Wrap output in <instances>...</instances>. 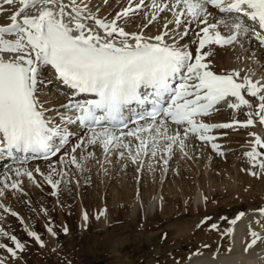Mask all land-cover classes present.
<instances>
[{
    "label": "snow or ice",
    "instance_id": "1",
    "mask_svg": "<svg viewBox=\"0 0 264 264\" xmlns=\"http://www.w3.org/2000/svg\"><path fill=\"white\" fill-rule=\"evenodd\" d=\"M3 2L17 7L9 16L10 22L0 26V157L16 161L17 153L37 154L46 160L56 156L76 135L68 127L71 125L86 130V143L99 145L105 154L113 149L127 150L134 164L139 162L142 154L156 157L161 150V139L168 141L163 151L169 155L177 142L181 150L184 149L185 142L179 132L168 135V121L178 127L184 126L185 135L190 132L199 140L208 142L216 139L209 135L213 129L247 128L257 119L264 125V83L248 76L241 78L236 71L215 73L207 59L212 55V47L205 50L206 46L232 45L240 35L249 32L264 48V0H176V6L182 7L183 11L174 14L176 18L170 23L180 26L183 23L181 16H185L189 25L194 22L198 27L205 25L196 34L199 39L195 55L186 45L181 47L176 42L177 37L183 39L187 36L190 29L175 36L165 32L145 37L142 33L125 31L116 20L105 22L90 13L86 15L88 6L84 0ZM142 5L144 0H139L136 7ZM208 6L224 14L217 23H208L207 17L212 14ZM151 7L163 12L168 5L161 7L153 0ZM130 14H134L131 7L119 13L117 19ZM155 19L153 16L152 20ZM87 20H94L95 27L88 25ZM221 25L227 35L222 34ZM166 37L173 42L169 44ZM49 67L57 82L55 86L62 85L71 90L67 103L60 105L63 111L45 107L40 99L43 89L52 84L41 75ZM242 93L258 100V110L247 112L246 121L233 119L220 124L197 121L198 117L209 116L222 101L234 110L252 109V102ZM80 95L94 98L76 99ZM133 104L149 105L150 110L137 113L134 119L126 118L124 112L131 110ZM129 122L135 127L123 131ZM250 135L255 136V140L251 151L245 155L253 167L264 172V159H260L264 152L258 150L264 149V139L255 133ZM121 137L138 141L135 150L132 142H125ZM84 143L81 139L71 148V153L66 154L76 153ZM212 147L217 149L218 145L213 143ZM118 154L120 158L125 156L124 151ZM60 162H64L63 156ZM70 162L80 167L75 155H71ZM164 163L167 164L168 160L164 159ZM15 171L17 176L21 175L20 169ZM23 174L32 179V172ZM251 174L258 173L253 171ZM46 179L53 188L57 187L58 182H54L51 176ZM11 187L19 188V184L14 182ZM0 195H3L2 190ZM258 211L264 216V208ZM243 216L241 212L229 223L235 225ZM83 219L87 221V213ZM205 222L201 221L202 224ZM261 227L264 229V224ZM210 228L215 230L218 225L212 224ZM232 231L229 228L226 234L231 235ZM29 235L40 241L35 232H29ZM248 235L250 239L245 252L264 241V235L255 230L250 229ZM10 239L15 249H24L15 236ZM5 247L0 244V248ZM7 251L16 255L12 247H7ZM0 264H3L2 260Z\"/></svg>",
    "mask_w": 264,
    "mask_h": 264
},
{
    "label": "rangeland",
    "instance_id": "2",
    "mask_svg": "<svg viewBox=\"0 0 264 264\" xmlns=\"http://www.w3.org/2000/svg\"><path fill=\"white\" fill-rule=\"evenodd\" d=\"M95 1L89 0L87 3H92L90 6L93 7ZM101 1L103 3L100 4ZM97 2L100 6L95 9V15L101 12V8L104 11L108 4L111 6L119 4L121 0H97ZM155 2L160 5L163 1L155 0ZM168 2L169 0H166L165 4ZM4 8L5 6L0 9L5 10L10 6ZM12 11L13 8L8 12L5 21L9 20ZM146 11L144 15L150 17L154 10ZM167 11L162 12L159 19L162 17L164 19ZM210 12L216 17V12ZM113 14L111 10L107 11L103 18L109 19ZM123 19H118L117 24ZM3 20L4 16L2 20L0 18V25L7 23ZM172 20L174 21V18ZM185 27L192 30L190 25ZM220 30L222 34H228L221 26ZM178 32L179 30L176 34ZM244 39L235 48L226 51L219 48L229 46L206 47H212L211 70L229 72L232 68L229 70L230 66L226 65L225 59L234 55L237 47L235 68L245 67L244 63L249 66L254 64L255 69L252 70L253 74L250 78L256 79L257 73H261L258 81L264 83L262 79L264 53L258 57L259 59L248 58L252 45L248 44L243 53L247 38ZM192 41H195L193 45L197 47L196 34ZM220 55L225 57L224 61L217 59ZM259 60H262V63ZM242 70L244 71L245 68ZM250 73L251 71H247V75ZM55 87L47 86L46 91L43 90V96L47 97V100L53 96L52 103L58 107L67 103L70 92L56 93ZM242 94L252 102L253 107H256L258 104L256 98L249 97L246 93ZM56 106L50 107L56 109ZM221 106L218 107V111L206 116L205 119L216 120V117H220L218 118L220 121L216 124L231 122L233 119L225 112L232 110H229L226 104ZM243 110L237 113L238 117L235 120L241 122L247 120L246 113L252 109L245 107ZM257 126L258 129H253L252 126L247 128L236 126L233 131L218 129L214 141L205 143L200 141L202 145L196 150L197 157L192 155V158L191 152L185 147L183 150L178 147V142L173 145L175 147L171 155L164 152L163 149L168 141L164 143L161 139V150L156 157L142 154L139 162L135 164L129 158L127 150L113 149L105 154L99 145L86 143V131L72 130L76 135L71 137V144L61 154L51 159L52 161H38L35 165H25L26 167L15 165L7 173V170L0 173V190L3 191V195H0V205H2L0 244L12 247L16 251V255L12 256L7 251V247L0 248V260L3 264H97L100 261L107 264H146L154 261L161 264H184L209 251L215 250L214 253H218V249H221L220 254L228 256L231 252L229 249H232L229 242L232 234L228 235L226 231L234 227L229 221L235 219L241 212L244 213L243 217L252 213L260 216L258 210L264 208V185L261 183L264 181L262 178H260L262 181L260 179L255 181L256 178L250 175L253 171L257 173L261 171L258 167L256 170L245 155L251 151L255 140V136L250 133H255L264 139V125L258 122ZM81 139L85 143L76 153L71 154L77 158V163L80 165L77 167L70 162L71 155L66 153H71V148ZM121 139L132 142L133 151L135 150L138 141L132 137H121ZM213 143L218 145L217 149H213ZM120 151L125 152L124 158L119 157ZM205 151L213 153L215 157L212 156V160L208 163H206ZM61 156L64 157L63 163L60 162ZM174 156L175 158L172 159ZM164 159L168 160L167 164L164 163ZM260 159H264V156ZM16 169H20L21 175H16ZM25 171L32 172V179L23 174ZM49 176L54 182H58L56 188L48 183L46 178ZM14 182L19 184V188L11 187ZM211 182H215L217 186L212 187ZM199 185L202 191L198 189ZM214 189L220 193V196L210 194ZM156 191H160L161 194L159 205L154 213H150L148 211L150 198ZM194 195L201 197L197 203H194L196 197ZM84 213H87V221L83 219ZM101 213H104L103 217ZM209 217L210 219L206 220ZM201 221L206 222L202 224ZM212 224H217L218 228L211 229ZM49 228L52 229L51 232L48 231ZM65 228L67 232L64 231ZM29 232H35L40 237V241L30 236ZM3 233L8 235L5 236ZM12 236L24 245L22 251L15 249L10 239Z\"/></svg>",
    "mask_w": 264,
    "mask_h": 264
},
{
    "label": "bare ground",
    "instance_id": "3",
    "mask_svg": "<svg viewBox=\"0 0 264 264\" xmlns=\"http://www.w3.org/2000/svg\"><path fill=\"white\" fill-rule=\"evenodd\" d=\"M89 0H84V2L87 4V6H88V11H87V13H85L86 15L87 14H91V15H93V17H95L96 19H101V20H104L105 22H111V21H113V20H116V22H117V15L119 14V13H122L126 8H129V7H131V8H136L135 9V12H134V14H130L128 17H124V19L123 20H120L119 22V26L120 27H123L124 29H125V31H127V32H129V33H142L145 37H154L155 35H158V34H163V33H165V32H168L169 33V36L171 35V34H173L174 36L176 35V30H179V32L178 33H180V34H183V32L185 31V29H187V28H185V26H187V25H189L186 21H187V17L184 19V18H182L181 17V20L183 21V23L180 25V26H177L175 23H170L171 22V20H172V18H170L171 17V13L173 12V10H174V5L172 6V10H169V11H167V13L166 14H168L169 13V15H166V14H164V19H163V17H162V20H163V23L161 24V25H159L158 26V22H155V21H157L156 19H155V21L153 20V22H155L154 24H156L157 23V25H153V27L151 26V25H149L148 26V29L146 30H143V31H141L142 30V28L147 24V23H149L150 21H151V19H152V17L158 12V11H153V9H152V7H151V5H152V2H153V0H145L144 1V5H142V6H140L139 8H137L136 7V5L137 4H139V0H121V2L119 3V4H112V6L110 5V4H108L106 7V9L104 10V11H102V8H101V12L98 14V15H94L95 14V9L98 7L99 8V6H100V4L101 3H103V1H101L100 2V4H98V2H97V0L95 1V3L93 4V7L92 6H90L92 3H87ZM92 1V0H91ZM163 2H161L160 3V6L162 7L163 6V4H164V2L166 1V0H162ZM174 4L176 5V0L174 1ZM9 6V5H8ZM7 6V7H8ZM12 7H13V9L15 10L16 9V5H11ZM209 7V11H214V13L216 12V17H215V14L214 15H209L207 18H208V23L210 22H218L220 19H221V17L224 15V14H220V13H218L217 12V9H213L212 7H210V6H208ZM97 8V9H98ZM180 8H182V7H180ZM143 9V10H142ZM111 10V12L112 13H114L113 15H112V17H110L109 19L106 17V18H103L104 16L103 15H106L107 14V11H110ZM146 10H152L153 11V13L150 15V17L149 16H147L146 14L144 15V12L146 11ZM177 12L179 13L180 11H181V9H179V8H177ZM8 11H10V8H6L5 10H4V12L5 13H0L1 15H0V18H1V20H2V17L5 15V14H7L8 13ZM140 11H142V12H140ZM151 11V12H152ZM147 12V11H146ZM150 12V13H151ZM178 13H176V14H178ZM212 13V12H211ZM148 14V13H147ZM162 14V12L160 13V15ZM160 15L157 17V18H160ZM140 16H143V17H140ZM135 17H137L136 19H135ZM140 18V19H139ZM170 18V19H169ZM175 18L176 17H174V20H175ZM121 19V18H120ZM158 20H161V19H158ZM173 21V20H172ZM128 22V23H127ZM152 22V23H153ZM161 22V21H160ZM86 23L88 24V25H90V26H93V27H95V24H94V20H92V22H89V20H87L86 21ZM250 24H251V22H249ZM166 24H167V26H166ZM191 27H192V30L193 31H189V34L187 35V36H185L183 39H180L179 37H177V40H176V42H177V44L178 45H180L181 47H183V46H187V48H188V50H190V51H193V54L195 55V52H196V48L197 47H195L194 45H193V41H192V38H193V36L195 35V34H197V31L198 30H200V28H202L201 26H197V24L194 22V23H192L191 25H190ZM221 27H223L222 25H221ZM185 28V29H184ZM198 28V29H197ZM102 31V30H101ZM251 33V32H250ZM201 36L203 35L202 33L200 34ZM197 36V35H196ZM247 38L246 39V43H245V45H244V49H243V53H244V51H245V48H246V46H248V44H250V45H252L251 47H250V49L249 50H252L247 56H248V58H251V57H253V58H255V59H259L258 57H260V55L262 54V53H264V48H261L260 46H259V43H258V41H255V39L253 38V36H252V33L249 35V36H247V35H240L239 37H238V39H237V43L238 42H240L241 40H243L244 38ZM197 39H199V37H197ZM166 41L169 43V44H171L173 41L171 40V39H169L168 37H166ZM188 41H189V43H188ZM198 41V40H197ZM232 44V46L231 47H228V48H219V49H222V50H228V49H231L232 47H234L235 48V46H237L238 44ZM241 43V42H240ZM239 43V44H240ZM207 47V46H206ZM239 47V46H238ZM208 48H206V50H207ZM246 50H248V49H246ZM222 53V52H221ZM234 55H231L229 58H226L225 59V57L223 58V57H221V55H220V58H217V59H220V60H222V61H224V59H225V62H226V65H229L230 66V68H229V72H224V73H232V72H234V71H236V72H239L240 73V77L242 78V77H244V76H248V77H251L252 76V74H253V72H252V70L253 69H255V66H254V64L253 65H251V66H249L248 64H245L244 63V65H245V67H242V68H245V70L243 71L242 70V68L241 69H239V67H238V69H236L235 67H236V57H237V47H236V50H235V53H233ZM219 55V54H218ZM245 56V55H244ZM246 57V56H245ZM213 58V57H212ZM208 59L210 60V57H208ZM261 63H262V60H259ZM259 62V63H260ZM246 67H249V69H247ZM235 68V69H234ZM252 68V69H251ZM247 71H251V73L249 74V75H247ZM44 72H47V74H41L42 75V78L44 79V80H46V81H52V84H49V86H54V85H56V81H55V79H54V75H53V70L49 67V68H46L42 73H44ZM264 73V72H263ZM261 73H257V78L256 79H254V78H252V80L253 81H258V77L259 76H261L260 75ZM251 75V76H250ZM262 79H264V77L262 78ZM55 87V86H54ZM55 88H57V87H55ZM45 89V88H44ZM59 89H61V91H66L65 89L66 88H64L62 85H60L59 86ZM59 89L57 88V93L59 92ZM46 91V90H45ZM55 95V94H54ZM53 97V96H52ZM51 97V98H52ZM50 98V100H47L48 98L46 97H43L42 98V92L40 93V99H41V101H42V99H44V100H46V101H49V102H52L53 101V98L51 99ZM230 100H233L234 101V98H229ZM59 100V99H58ZM60 102V101H59ZM57 104H58V102H57ZM223 104H225L223 101L219 104V105H217V107L213 110V111H211V114H213V113H215L216 112V109L218 108V107H220L221 105L223 106ZM227 105V104H226ZM51 106V104H49V105H46V107L47 108H49V109H54V107H50ZM221 106V107H222ZM255 107V106H254ZM252 108V111H256V110H258V109H256V110H254L255 108H257V107H255V108ZM245 107H242L241 109H239V110H234V109H229V110H232V111H228V112H225V113H228L227 115L229 116V114H230V118L231 119H235V118H237L238 117V114L237 113H241V111H244L243 109H244ZM56 109H58L57 107H56ZM58 110H60V109H58ZM50 115H51V113H49ZM210 114V115H211ZM205 117V116H204ZM204 117H202L201 118V120L203 121V122H207V123H210V122H214V123H217L218 121H220V119H218V118H220V117H216L215 119L216 120H205L204 119ZM229 118V117H228ZM58 119V118H57ZM230 119V120H231ZM140 123H144V121H141ZM254 124H257L258 125V121H256ZM257 125H254V126H252V128L253 129H258L259 127L257 126ZM135 127V125H133V126H131V128L130 129H132V128H134ZM130 129H128V130H130ZM181 129H183V126H181V127H178V126H176V125H172V124H168V135H173V134H176L177 132H180V134H181V139H183L184 140V142H185V148H186V150L187 151H190L191 153V158H192V155H194V156H196L197 157V151L196 150H199L198 148L202 145L196 138V136L195 135H192V134H184V131H182ZM127 130V131H128ZM234 129H227V131H233ZM218 132V129H215V131H214V133H217ZM234 140V139H233ZM127 141V140H126ZM164 143L166 142V140H162ZM218 141V140H217ZM189 142H191V143H189ZM204 142H206V141H204ZM219 142V141H218ZM179 143V142H178ZM187 143V144H186ZM163 144V143H162ZM191 144H192V146H191ZM233 144V143H232ZM233 146V145H232ZM173 147H175V146H173ZM179 147V146H178ZM176 150V149H175ZM205 150H206V148H205ZM260 150H263L264 151V149H260ZM206 153L204 154L205 155V157H206V163H208L210 160H212V156L214 157V154L213 153H209L208 151H205ZM198 154H201V153H198ZM171 155V154H170ZM204 155H203V157H204ZM176 156V155H175ZM175 156L172 158V159H174L175 158ZM199 156V155H198ZM6 156H4V157H0V159H2V158H5ZM90 157V156H89ZM167 157H168V155H167ZM195 157V158H196ZM169 158H170V156H169ZM215 158V157H214ZM171 159V160H172ZM52 161V160H51ZM240 161V160H239ZM3 162L4 161H2V160H0V169H2V165H3ZM197 162V161H196ZM172 163V162H171ZM30 165H35V164H29V165H27V166H30ZM250 165V164H249ZM13 167H14V165H13ZM13 167H11V168H9V169H7V171H6V173L8 172V171H10V169H12ZM19 167H26V166H24V165H20ZM197 167V166H196ZM251 169H253V168H251ZM255 169H256V167H255ZM254 170V169H253ZM252 170V171H253ZM257 170V169H256ZM258 170H259V168H258ZM255 172H257V171H255ZM262 173V172H261ZM261 173H258V174H260V175H253L254 176V178H256V180L255 181H260L261 179L260 178H262L263 179V181H264V172L262 173V175H261ZM250 175H252V174H250ZM257 176V177H256ZM259 176V177H258ZM213 177V176H212ZM211 177V178H212ZM195 179V178H194ZM258 179H260V180H258ZM216 180V179H215ZM212 181V180H211ZM262 181V180H261ZM129 182V181H128ZM222 182V181H221ZM188 183V182H187ZM204 183V182H203ZM212 183V187H215V186H217V184L215 183V182H211ZM263 185H264V182H261ZM194 184V183H193ZM222 184H223V182H222ZM174 185V184H173ZM172 185V186H173ZM206 185V184H205ZM224 185V184H223ZM260 185V184H259ZM183 186V185H182ZM175 187V186H174ZM173 187V188H174ZM192 187V186H191ZM260 187V186H259ZM261 187H262V185H261ZM181 188V187H180ZM263 188V187H262ZM170 189V188H169ZM198 189H200L201 191H202V187L199 185V188ZM264 189V188H263ZM183 190V189H182ZM197 189H195V191H196ZM261 190V189H260ZM198 191V190H197ZM200 191V192H201ZM159 192V193H158ZM200 192H198V194L200 193ZM126 193V192H125ZM153 193V192H152ZM162 193V192H161ZM174 193V192H173ZM184 193V192H183ZM197 193V192H196ZM222 193V192H221ZM211 195L213 194L214 196H220L219 194V192H216L215 191V189H214V191L212 192V193H210ZM131 195V194H130ZM194 196H196V195H194ZM134 197V196H133ZM160 197H161V194H160V191H156L154 194H153V196H151V200H150V204H149V210H148V204L146 205L147 206V210L150 212V213H154V211L156 210V208H158V202H159V199H160ZM173 197V196H172ZM197 197V198H196ZM195 197V200H194V203H197L199 200L198 199H201V197H200V195H199V197L200 198H198V196H196ZM259 197V196H258ZM212 198V197H211ZM215 198V197H214ZM114 200V199H113ZM126 200V199H125ZM134 203H135V201H134ZM119 204V203H118ZM199 204V203H198ZM197 204V205H198ZM195 206H196V204H195ZM135 209L137 208V206L135 205V207H134ZM146 210V209H145ZM199 212H202V211H200L199 210ZM104 214V213H103ZM260 214V213H259ZM102 217H103V215H101ZM105 216V215H104ZM102 217H101V219H102ZM100 219V220H101ZM107 220V219H106ZM257 220H260L261 221V223L260 224H258V223H256V221ZM103 222V221H102ZM261 224H264V216L263 217H261V215L259 216L257 213H252V214H250V215H246L245 217H242V219L241 220H239L235 225H234V227H232V229H233V231H232V236H230L229 238H231V241H229V242H231L230 244L232 245V249H231V252L228 254V256L227 255H223V254H220V251H221V249H218V253H214V251H212V252H208V253H205V254H203L202 256L200 255L199 257H195V258H193V259H191V260H189V261H187V262H185L184 264H264V241H262V242H258L255 246H253L252 248H250L247 252H245V247H246V244H247V242L249 241V239H250V237H249V235H248V233H249V230L250 229H252V230H255V231H257V232H260L261 233V235H264V233H263V230L264 229H262V227H261Z\"/></svg>",
    "mask_w": 264,
    "mask_h": 264
},
{
    "label": "water",
    "instance_id": "4",
    "mask_svg": "<svg viewBox=\"0 0 264 264\" xmlns=\"http://www.w3.org/2000/svg\"><path fill=\"white\" fill-rule=\"evenodd\" d=\"M97 264H107V263H105V262H103V261H100V262H98ZM146 264H161V263L158 262V261H154V262H149V263H146Z\"/></svg>",
    "mask_w": 264,
    "mask_h": 264
}]
</instances>
